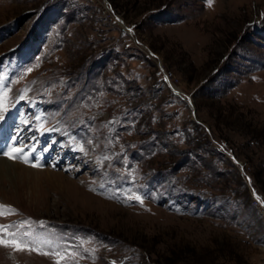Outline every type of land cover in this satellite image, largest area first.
I'll return each mask as SVG.
<instances>
[{"label":"rangeland","instance_id":"1","mask_svg":"<svg viewBox=\"0 0 264 264\" xmlns=\"http://www.w3.org/2000/svg\"><path fill=\"white\" fill-rule=\"evenodd\" d=\"M0 117V264H264V0H0Z\"/></svg>","mask_w":264,"mask_h":264},{"label":"snow or ice","instance_id":"2","mask_svg":"<svg viewBox=\"0 0 264 264\" xmlns=\"http://www.w3.org/2000/svg\"><path fill=\"white\" fill-rule=\"evenodd\" d=\"M2 118V117H0ZM23 148L13 147L10 150L4 152V155L8 156L11 159H16L19 154L23 153ZM27 162V160L25 161ZM34 167H39L40 165L34 164ZM139 200L140 197H134ZM4 209H10V206L0 205V215L9 214L4 211ZM11 212H14V209H10ZM12 227L11 225H0V245L5 247H12L17 251H23L25 249L29 251H41L40 248L30 247L27 243L24 242L23 238L15 232H10L8 229ZM44 255H53L57 257L56 264H61V261L65 260L66 254L61 251L52 250L50 252H43Z\"/></svg>","mask_w":264,"mask_h":264},{"label":"bare ground","instance_id":"3","mask_svg":"<svg viewBox=\"0 0 264 264\" xmlns=\"http://www.w3.org/2000/svg\"><path fill=\"white\" fill-rule=\"evenodd\" d=\"M26 156L28 157V154ZM37 173H39V170H33L10 159L7 160L6 158L0 157V176L25 182L27 179H32L31 177H34Z\"/></svg>","mask_w":264,"mask_h":264},{"label":"built area","instance_id":"4","mask_svg":"<svg viewBox=\"0 0 264 264\" xmlns=\"http://www.w3.org/2000/svg\"><path fill=\"white\" fill-rule=\"evenodd\" d=\"M254 197H253V199H254V201L260 206V207H263L264 208V202L260 199V197L259 196H257V195H253Z\"/></svg>","mask_w":264,"mask_h":264}]
</instances>
